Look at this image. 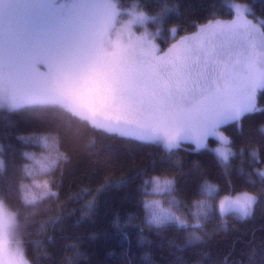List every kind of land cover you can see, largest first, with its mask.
Instances as JSON below:
<instances>
[{
  "label": "snow or ice",
  "instance_id": "obj_1",
  "mask_svg": "<svg viewBox=\"0 0 264 264\" xmlns=\"http://www.w3.org/2000/svg\"><path fill=\"white\" fill-rule=\"evenodd\" d=\"M233 8L231 18L210 20L161 51L146 33L133 31L148 19L142 13L117 26L116 0H0V109L59 108L95 129L169 153L186 144L198 151L214 139V152L227 165L236 153L222 129L264 112V21L244 4ZM21 139L56 151L54 159L25 153L41 170L56 166L60 153L48 136ZM31 166L25 164L26 176ZM144 183L152 186L143 203L148 224L188 227L152 196L171 193L174 180L152 175ZM36 187L41 198L57 195L47 182ZM203 188L209 197L217 192L208 181ZM241 194L219 199L221 216H250L258 197ZM17 223L0 201V264H26L22 243L13 238Z\"/></svg>",
  "mask_w": 264,
  "mask_h": 264
},
{
  "label": "trees",
  "instance_id": "obj_2",
  "mask_svg": "<svg viewBox=\"0 0 264 264\" xmlns=\"http://www.w3.org/2000/svg\"><path fill=\"white\" fill-rule=\"evenodd\" d=\"M117 1L120 14H146L158 20L149 24L162 33L172 27L187 33L210 20L229 19L235 4L264 21V0ZM259 106L264 108V98ZM241 124L228 127L236 155L224 165L211 149L183 146L169 153L159 144L95 129L59 108L0 110V199L17 215L14 239L31 264H264V112ZM32 136L56 143L55 167L43 171L25 156L56 158L55 150L21 139ZM25 164L34 168L31 176L25 175ZM39 174L56 196L41 198ZM152 175L174 180L165 195L181 204L178 213L192 223L196 211L199 227L147 223L143 203L152 186L144 181ZM205 181L217 187L211 197ZM245 191L258 197L253 214L222 217L219 199ZM33 197L35 203L26 202ZM209 201L214 211H208Z\"/></svg>",
  "mask_w": 264,
  "mask_h": 264
},
{
  "label": "rangeland",
  "instance_id": "obj_3",
  "mask_svg": "<svg viewBox=\"0 0 264 264\" xmlns=\"http://www.w3.org/2000/svg\"><path fill=\"white\" fill-rule=\"evenodd\" d=\"M116 3H117V6H118V1L116 0ZM119 7V6H118ZM132 13H135V14H141L139 12H135L133 10H130L128 12H126L125 14H120V16L118 17L117 19V26L120 25L121 22H124V21H127L129 20L131 17L129 16L130 14ZM144 16H146L148 19H154L146 14H143ZM220 20H226V18H220ZM257 22H260L258 20H256ZM202 26V25H200ZM200 26H198L196 29H194L193 31H190V32H187V33H180L178 28L177 27H172V28H169L167 29V31L163 32L162 33V30L160 29H157L159 27H154L152 26L151 24H144V26H140V25H133V31L136 32V35H142V34H147V37L154 43L156 44L158 47H160L161 51H164L167 49V47H169L171 45V43H174L179 37L183 36V35H190L192 34L194 31H196ZM166 27V25H165ZM2 110V109H0ZM229 126H226L222 129L223 133L229 138L228 136V132L230 131L228 129ZM137 140V139H136ZM230 140V138H229ZM219 146V142L214 140V139H210L209 142H208V146L206 148L208 149H211L213 152H214V149L216 147ZM185 148H188L189 150H194V151H197L195 150V145L194 144H186L184 145ZM229 147L232 148V150L234 151L233 147H232V144H231V140H230V145ZM204 148V149H206ZM202 150V149H200ZM231 158V157H230ZM230 160V159H229ZM31 171L32 172H35L34 171V168H31ZM39 183H44V179L42 178V176L39 174L38 176V179H37ZM243 193V192H242ZM166 194V193H165ZM165 194H155L156 196L154 198H157V199H161L162 202L164 203L165 206H171L173 208L174 211H176L177 215L180 216V214L178 213V210L181 206V204L175 200L177 203L175 204H171V201L173 200V198L171 196L167 197ZM238 194H241V193H238ZM238 194H234L232 196H235V195H238ZM168 198V199H167ZM258 200V199H257ZM0 201H3L2 199H0ZM4 202V201H3ZM5 203V202H4ZM208 203V211L209 210H212L214 211V207L212 205V203L209 201L207 202ZM257 203V202H256ZM203 204V205H202ZM201 205L203 207H206V205L204 203H202ZM219 202L217 204V211L219 212ZM256 205V204H255ZM255 205H254V208H255ZM5 206L9 209V211L11 212H14L12 211L5 203ZM254 208L250 214V216L253 214V211H254ZM180 211V210H179ZM15 213V212H14ZM16 214V213H15ZM220 214V212H219ZM230 214V213H229ZM221 215V214H220ZM228 215V214H227ZM226 216V215H225ZM225 216H222V217H225ZM249 216V217H250ZM200 215H198L195 211V221L192 223L191 221H189V218L186 216V214H182V211H181V218L186 221L187 224H190L192 223L193 225H196L197 223H199V225L201 224V221H200ZM16 218H17V215H16ZM17 225V224H16ZM16 225L14 226L13 228V238H14V232H15V229H16Z\"/></svg>",
  "mask_w": 264,
  "mask_h": 264
},
{
  "label": "clouds",
  "instance_id": "obj_4",
  "mask_svg": "<svg viewBox=\"0 0 264 264\" xmlns=\"http://www.w3.org/2000/svg\"><path fill=\"white\" fill-rule=\"evenodd\" d=\"M130 16V15H129ZM131 17V16H130ZM132 18V17H131ZM130 18V19H131ZM157 19H147L144 24H149V23H157ZM144 24H140V23H136L135 25H140V26H144ZM261 131H264V127L261 128ZM238 195H242V194H238ZM147 223H148V220H147ZM155 226V225H154ZM25 261H26V264H31V261L27 258V256L25 255Z\"/></svg>",
  "mask_w": 264,
  "mask_h": 264
},
{
  "label": "flooded vegetation",
  "instance_id": "obj_5",
  "mask_svg": "<svg viewBox=\"0 0 264 264\" xmlns=\"http://www.w3.org/2000/svg\"><path fill=\"white\" fill-rule=\"evenodd\" d=\"M179 30V29H178Z\"/></svg>",
  "mask_w": 264,
  "mask_h": 264
}]
</instances>
